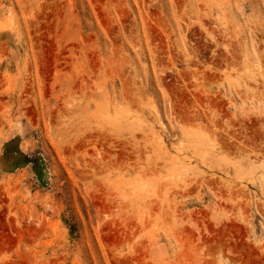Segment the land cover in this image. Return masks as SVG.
<instances>
[{
  "label": "rangeland",
  "instance_id": "374dc122",
  "mask_svg": "<svg viewBox=\"0 0 264 264\" xmlns=\"http://www.w3.org/2000/svg\"><path fill=\"white\" fill-rule=\"evenodd\" d=\"M0 264H264V0H0Z\"/></svg>",
  "mask_w": 264,
  "mask_h": 264
}]
</instances>
